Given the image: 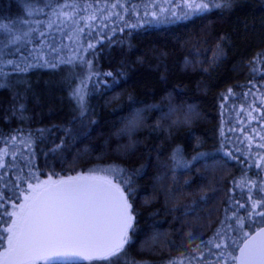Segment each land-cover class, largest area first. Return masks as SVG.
Wrapping results in <instances>:
<instances>
[{"label": "trees", "instance_id": "trees-1", "mask_svg": "<svg viewBox=\"0 0 264 264\" xmlns=\"http://www.w3.org/2000/svg\"><path fill=\"white\" fill-rule=\"evenodd\" d=\"M35 1L0 0V24L29 16ZM44 1L43 10L67 0ZM215 4L163 24L145 23L151 20L126 4L121 20L92 34L94 47L88 44L79 53L80 46L71 61L27 55L38 44L35 36L4 51V59L35 65L12 73V86L0 89V152H8L0 168L5 209L11 212L15 204L18 210L28 185L46 176H95L120 184L117 177L125 174L120 170L130 175L140 169L132 176L131 193L120 184L134 222L116 264H232L227 257L262 224L260 217L251 223L244 217L248 231L223 235L222 249L208 241L220 242L215 230L237 202L249 203L246 191L250 197L260 193L255 153L236 148L229 137L242 106L253 105L264 117V63L257 59L264 53V0ZM32 13L38 27L51 19ZM133 24L139 26H128ZM68 67L75 78L65 73ZM77 88L84 95L83 116L72 95ZM177 153L187 160L209 155L182 169L174 166ZM0 219L1 258L14 218Z\"/></svg>", "mask_w": 264, "mask_h": 264}, {"label": "snow or ice", "instance_id": "snow-or-ice-1", "mask_svg": "<svg viewBox=\"0 0 264 264\" xmlns=\"http://www.w3.org/2000/svg\"><path fill=\"white\" fill-rule=\"evenodd\" d=\"M154 2V0H153ZM213 7L214 0H163L158 5V11H145V16H151V21L145 23H173L176 20L187 19L192 15H199L209 10V4ZM61 8L65 5H60ZM146 9L149 5L145 6ZM181 9L177 14L176 9ZM61 18V23L70 19L71 14L66 11L54 13ZM122 18V17H121ZM80 20L95 21V14L87 17H80ZM55 20H51L47 27L52 28ZM138 27V24L128 25ZM78 31L83 32L80 28ZM27 35V33H25ZM43 37L45 33L41 32ZM20 39L19 36L9 41L15 45ZM41 43H43L41 41ZM89 48L94 45L89 44ZM55 51V48L52 49ZM17 48L16 52H20ZM7 53L0 50V89H7L12 86V73L26 72L28 67L35 65L21 66V63L13 59H4ZM29 56L32 53L28 54ZM27 60V57L23 58ZM257 59L264 63V53H258ZM10 66V67H9ZM45 66V65H41ZM47 66L55 68L57 64L49 63ZM253 71L259 69L253 67ZM111 75V73H108ZM231 93V89H229ZM80 108V115L86 112L84 95L81 88L72 93ZM179 123V121H177ZM15 140V137L12 138ZM57 148L60 145L56 146ZM260 147L264 148V145ZM8 155L7 150L0 152V168L5 166L4 157ZM207 153H197L191 160L185 159L179 153L174 154V166L188 169L194 162L207 157ZM257 168L264 167V157L257 162ZM125 173L118 176L120 184L127 186L128 193L132 192V176L138 174L136 169L130 175ZM96 177H75L67 181H45L36 185H28L27 194L24 195V202L13 204V211L5 209L3 193H0V217L7 215L12 217V224L6 229L10 233L8 237V248L6 249V264H36L38 260L46 261L47 264H74L73 257H81L86 260H103L109 264H116L124 255L125 245L129 242V230L133 229L134 215L132 205L121 189L120 184H113L104 178L101 184L80 183L81 181L96 180ZM240 207H244L240 205ZM259 207H264V201H253L251 211L247 214V220L251 222L254 217H260L264 223V212H258ZM231 223L225 226L227 231H234L245 226V218L233 213L228 217ZM0 222H3L0 219ZM218 243L209 240L216 249L225 247L224 236L217 232ZM247 235V234H245ZM200 245H197L199 248ZM202 255V254H201ZM223 256L224 253H221ZM232 264H264V228L255 237L247 240L244 247L240 249V255L227 257ZM183 264V261L173 262Z\"/></svg>", "mask_w": 264, "mask_h": 264}, {"label": "rangeland", "instance_id": "rangeland-1", "mask_svg": "<svg viewBox=\"0 0 264 264\" xmlns=\"http://www.w3.org/2000/svg\"><path fill=\"white\" fill-rule=\"evenodd\" d=\"M215 1L216 0H214V2ZM162 3L163 0H154V2L153 0H140L137 3H126L123 0H67L62 3V5H65L63 8L57 6L51 9L53 6H48L43 10L42 7L45 5V1L36 0V5L32 6L33 8L35 7V9H33V13L35 10V15L43 12V14H45V19L46 17H50L51 19L43 21V24L38 27V24L34 22V15H31V12L29 16L24 15L23 19L14 20L6 24H0V50L4 52L6 50L13 49L18 46L19 43L29 40L31 36H35L37 37L36 42L38 44L29 47V50H27L29 53H32L31 56H33L34 59L42 60L43 62L52 60L71 61L73 55L78 53L80 46H83V48L79 51V53H81L84 50V47L90 43V36L92 34L96 33L97 35L99 32L103 31L105 25L121 20V17H123V11L125 8L128 9L126 4L131 7V10L134 13L137 12V9H139V13L143 15V18L147 17L152 20L150 15L145 16V11H158L157 6L162 5ZM146 5H149L147 9L145 7ZM209 5H211V3ZM60 11L69 12L71 14L70 19L61 23V18L54 15V13H58ZM176 11L179 15L181 9L178 8ZM92 14H95L97 17L95 21H84L79 19L82 16L87 17ZM51 20H55L56 22L52 25V28H48L47 25ZM80 28H83L84 31H78ZM41 32L45 33L43 37L40 35ZM25 33H27V35H25ZM16 36H19L20 39L15 45L10 44L9 41ZM41 41L43 43H41ZM53 48H55V51L52 50ZM65 73H67L68 77L74 78L77 74L71 67H68ZM238 121L239 123L237 126L231 127L232 136L229 137V141L236 148L240 147L242 151L249 150L255 153V163L257 164V162H261V158L264 157V148L260 147L261 145H264V117L262 116L261 111H258L253 105H244L241 107ZM240 127L241 130H239ZM258 178L260 193L256 197H250L249 191H246L248 194L246 198H249V203L247 205L244 204V211H237L243 203L241 200L234 205L233 209L226 211L222 224L215 230L216 233L220 231L222 235H239L240 232L244 234L248 231L245 227L234 231H227L225 226L231 223V221L228 220V217H232L233 213L239 217H247L248 212L251 211V204L253 201H264V167L260 168ZM56 180L58 179L46 176L45 178L39 179L32 185L40 184L45 181L54 182ZM252 183L254 184V182ZM245 186L249 189L251 187V182H247ZM257 211L264 212V207H259ZM256 218L257 217H254V219ZM254 219L252 221H255Z\"/></svg>", "mask_w": 264, "mask_h": 264}, {"label": "water", "instance_id": "water-1", "mask_svg": "<svg viewBox=\"0 0 264 264\" xmlns=\"http://www.w3.org/2000/svg\"><path fill=\"white\" fill-rule=\"evenodd\" d=\"M77 177H95V176H77ZM69 178H75V177H67V178H59L58 180L54 181H67ZM96 180H89V181H81L80 183H88V184H101L103 183L104 178L101 177H96ZM114 184V183H113ZM264 228V223L258 225L254 229H252L250 232L245 235L240 242L238 243L236 250H235V255L234 256H239L240 255V249L244 247L245 243L247 242L248 239L255 237L257 233H260L261 229ZM6 253V252H5ZM5 253L1 256L0 258V264H6V255ZM73 258H78V259H83L81 257H73Z\"/></svg>", "mask_w": 264, "mask_h": 264}]
</instances>
